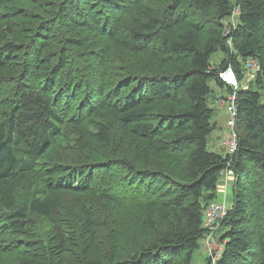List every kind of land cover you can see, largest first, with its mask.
<instances>
[{"label":"trees","instance_id":"1","mask_svg":"<svg viewBox=\"0 0 264 264\" xmlns=\"http://www.w3.org/2000/svg\"><path fill=\"white\" fill-rule=\"evenodd\" d=\"M129 15L141 21L132 26ZM0 25V264H44L29 254L36 240L46 264H190L229 162L235 198L210 264H264V228L258 219L263 230L251 236L246 194L264 196V0H0ZM153 42L178 63L141 64ZM249 58L261 64V89L228 85L223 73L241 80ZM232 93L238 146L222 154L208 143L216 102ZM90 120L98 131L85 162L48 159L70 136L82 139ZM28 178L41 189L25 200ZM59 191L135 207L145 235L124 257L110 237L111 248L96 250L103 241L91 207L81 202L72 225Z\"/></svg>","mask_w":264,"mask_h":264},{"label":"rangeland","instance_id":"2","mask_svg":"<svg viewBox=\"0 0 264 264\" xmlns=\"http://www.w3.org/2000/svg\"><path fill=\"white\" fill-rule=\"evenodd\" d=\"M151 4V3H150ZM149 4V5H150ZM193 12V11H192ZM237 11L231 16L230 18L225 20V23H223L225 28V34H227L226 31H228L230 24H236L237 21ZM192 17V16H191ZM209 16H201L199 15V19L202 21L207 22ZM193 18H189L191 20ZM128 23H131L132 26H136L137 23L140 20L137 18H129L127 19ZM127 23V24H128ZM3 26H7L6 22L2 21ZM90 25H95L96 23L89 21ZM1 26V25H0ZM11 26V25H10ZM1 32V31H0ZM229 43V41H227ZM116 45L118 48H122L121 44ZM148 50H150L147 54L146 52L143 55V59L140 60L141 64L147 65L146 67H152L155 65L160 66L161 69H169L172 65L177 64V59L172 57H168L166 54V57H164V54L160 50V46L158 42H153L150 44ZM147 50V51H148ZM158 58L159 60H156L154 57ZM224 58V55L222 52H216L211 60L216 65L217 63H220L221 60ZM153 63V65H152ZM244 71L242 74L241 80L236 77V73L231 69V72L227 70L223 73V77L226 78L228 81L230 80V75H234L233 77L236 79L238 86L241 84L244 86H252L256 89H263V87H259V84L257 83V77L258 73L250 68L247 67V65H244ZM214 89V98H212V102H214L216 99L218 101L219 98H217L219 94V88L216 84L211 83ZM221 102V99H220ZM215 104V103H214ZM215 116L214 120L217 123V128L213 133L211 134L209 138L208 147L210 150H216L214 146V139L218 136H222L223 138L219 139V147H221L222 141L224 138L229 136V127L227 126V119H228V109L227 105L223 103L216 102L215 105ZM84 131L82 133V139H79V137H76L73 135L69 137V141L65 142L60 146L56 147L55 150L49 154V160L56 159L58 160V163H60V166L68 167L72 163L77 162H85L86 160V149H83L85 144H89L90 146L95 145V134L98 131V127L95 124L94 120H90L87 122L84 128H82ZM78 136V135H77ZM60 147V148H59ZM227 148V147H226ZM218 150L219 152H222V154H227V149ZM61 161L64 163H68L65 165H61ZM70 162V164H69ZM225 167L227 169L224 174H222V170L219 177V184H218V190H217V198L216 201L225 202L230 208L232 204L234 203V185H235V176L229 175L227 172L229 170H233V166ZM177 171V170H176ZM179 173V171H177ZM235 172V171H234ZM181 179V175H176V179ZM40 182L38 180H35V178H28L24 182V189H23V198L25 200L29 199L31 194H33L36 189H41L39 186ZM248 188V187H247ZM247 198L250 200L251 204V210L252 208L255 210L254 214L250 219H252V223L255 224V226L251 227V231H253V234L251 235L253 238L256 236L257 233L262 232V230H257V225L260 223L262 227L264 228V196L260 200H255L254 196H256V190L255 189H248L246 190ZM56 195L60 199V209L62 213L66 216V218L72 222V225L79 219V210L81 202H85L87 205H89L92 209V214H95V219L97 220V224L99 226L100 234L98 235V239L103 241V244H100V246H96V250L100 249L101 247L104 248V250H107L109 245L111 248V244L114 242L116 243V247H118V253L124 257V254L128 255V252L132 249H134L133 244L136 242V240H139L145 233H142V230H137L136 222L139 221L140 218H142L141 212L137 211L135 207H129L123 203H107L102 202L100 199H97L95 196H93L91 193H85L77 191V193H73L71 191H59L56 193ZM251 215V212H250ZM255 219V221H254ZM260 219V222H257V220ZM135 222V224H133ZM221 225V224H220ZM220 225L216 231L213 233V239L214 241L218 243V246L215 247V249H212L211 246V240L208 239L209 231L205 233V235L202 237V239L199 242V248L193 253L192 261L190 264H210V261H215L217 257V252L219 251L220 247V240H219V233L217 232L220 228ZM118 236H117V235ZM117 236V237H116ZM106 237H110L111 244H106ZM213 241V243H214ZM35 241H33L32 244V250H29V254H31L33 257L36 256V259L38 261H41L42 263L46 264V252H40V248L38 246L37 240L36 244H34ZM35 250V251H34ZM38 250V252H37ZM34 251V252H33ZM32 252V253H31ZM95 253V252H94ZM97 254V253H96ZM216 258V259H214ZM56 261V259H53L52 262ZM74 263V260L67 261L66 264H72ZM184 260L183 257L180 258L177 264H183Z\"/></svg>","mask_w":264,"mask_h":264},{"label":"built area","instance_id":"3","mask_svg":"<svg viewBox=\"0 0 264 264\" xmlns=\"http://www.w3.org/2000/svg\"><path fill=\"white\" fill-rule=\"evenodd\" d=\"M245 65H247L248 68H250L256 72H259L261 70V64H260L259 60L256 58L247 59L245 62ZM228 70H229V72H231L230 68ZM233 76L230 75L229 81L224 77H223V79L228 85L238 87L237 81ZM236 100H237V97H236L235 93L228 95L227 99L221 100V103L227 105L228 114H229L228 125L231 128V134H229V136L226 137L222 141L223 145H225V148L227 147L226 149L228 151V154H233L236 151L237 146H238L237 134L234 130L235 118L237 116ZM229 164H230V162L226 166L227 169L230 166ZM227 169H225L222 173L224 176H225L224 172ZM227 173L229 175L235 176V172L233 170H229ZM229 210H230V207L225 202H220V201L215 200L207 206V208L204 212L203 225L207 229V232L209 231L208 239L211 240L212 249H215V247L218 246V243L216 242V240L214 241V239H213V233H214V231H216L218 229L219 225L221 224V221L226 217ZM213 241H214V243H213ZM219 244H220V247H219V251L217 252V257L220 256V254L222 252V248H223L222 244L220 242H219ZM214 259H216V258H214Z\"/></svg>","mask_w":264,"mask_h":264},{"label":"crops","instance_id":"4","mask_svg":"<svg viewBox=\"0 0 264 264\" xmlns=\"http://www.w3.org/2000/svg\"><path fill=\"white\" fill-rule=\"evenodd\" d=\"M220 136H218L217 138L214 139V146H215V149L214 151H218V150H221L222 147H219V138ZM223 141V140H221Z\"/></svg>","mask_w":264,"mask_h":264},{"label":"bare ground","instance_id":"5","mask_svg":"<svg viewBox=\"0 0 264 264\" xmlns=\"http://www.w3.org/2000/svg\"><path fill=\"white\" fill-rule=\"evenodd\" d=\"M40 155V154H39Z\"/></svg>","mask_w":264,"mask_h":264}]
</instances>
